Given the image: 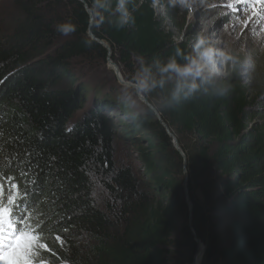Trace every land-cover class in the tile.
Returning a JSON list of instances; mask_svg holds the SVG:
<instances>
[{"label":"trees","instance_id":"obj_1","mask_svg":"<svg viewBox=\"0 0 264 264\" xmlns=\"http://www.w3.org/2000/svg\"><path fill=\"white\" fill-rule=\"evenodd\" d=\"M85 1L91 10L93 0ZM152 1L134 0V22L122 29L104 8L103 23L91 27L134 83L142 65L155 72L156 61L166 62L177 49L191 51L165 33ZM178 12L168 3L170 16ZM90 17L77 0H17L0 18V181L27 189L17 221L30 216L31 227L46 228L38 234L39 246L48 247L39 250L37 264L41 257L44 264H191L198 244L190 213L205 246L202 263L264 264V122L247 125L264 115L257 101L264 100L261 63H254L255 88L243 84L241 62L227 82L228 95L197 96L160 112L188 159L190 212L184 159L152 108L111 102L102 90L79 81L77 59L104 69L108 57L89 34ZM66 21L76 30L62 36L55 26ZM177 60L184 62L182 56ZM172 87L144 95L152 104ZM119 107L131 116L119 119L123 133L108 114ZM141 128L147 145L138 135ZM189 133L195 140L190 149L183 145ZM118 137L137 146L142 169L116 161ZM25 170L27 178L21 175ZM99 176L109 179H103L110 198L104 209L94 199ZM219 220L229 221L227 235Z\"/></svg>","mask_w":264,"mask_h":264},{"label":"rangeland","instance_id":"obj_2","mask_svg":"<svg viewBox=\"0 0 264 264\" xmlns=\"http://www.w3.org/2000/svg\"><path fill=\"white\" fill-rule=\"evenodd\" d=\"M16 1L17 0H0V18L4 14L9 13V11L14 10L16 6ZM80 2L83 3L86 1L83 0ZM168 3H171L172 5L176 6L179 9V12L170 16L168 14ZM86 4L88 5L87 2ZM205 4L206 6L196 7L194 10L191 11L189 9H181L179 4L176 3L175 0H165V2L162 0H153L151 6L155 10L157 19L159 22H161L163 30L165 31V33L171 36V40L173 42H184L191 47V45L195 41V37L197 36V34L203 32L205 35H209L213 39H218L220 41L221 46L223 44H228L233 49L234 53L238 56V59L240 62H242V65L244 62L248 61H251L254 64L256 60H258V62L261 63L260 69L264 71V48L261 47L260 43L253 39L254 33L256 32L257 28L260 27V20H257V16L253 15V12L258 11L260 8L264 7V4H255L254 7L248 8L244 7V5L241 3V0H205ZM229 5H232V7H229ZM90 11H88L89 14ZM92 24L93 23L90 22L89 30H91ZM91 38L93 37L91 36ZM104 42L108 44L106 41ZM109 60L110 57H107L104 69L103 64L100 65V68L86 67L84 60H81L80 58L73 63V67L76 72H78L79 77H77L79 81H85L86 83H89L91 87L95 86L96 88L106 93V95H109L110 100H112L111 102L121 104L118 102V93H121L122 86L127 85H124L118 81L113 69H111L110 67ZM242 65L240 68V73L242 77L241 80L243 84L247 85L248 83L245 82V73ZM118 66L120 68V65ZM120 71L124 78L122 68H120ZM112 76H114L116 80L113 79ZM260 77L264 79V75ZM124 80L128 82V80H126L125 78ZM130 83L134 84V82L132 81H130ZM257 101L264 105L263 99L259 98ZM148 102L150 103L149 100ZM144 104L145 102L141 101L139 97V102L135 107L137 109H141ZM112 111L113 112L109 111L108 114H110L111 119L113 120L114 127L117 131L123 133V124L119 122V119L123 118V120L129 121L131 120V116L120 107L118 109H113ZM263 122L264 115L257 114L254 115V117H252V119L247 122V125L251 126V128H256ZM146 133L147 130H144L143 128H141L138 133L139 136H144L143 143L145 145H147L148 142L145 139ZM118 139L120 140L117 142L116 161L118 163H121V161H123L128 164H136L138 168L142 169L140 162L137 160V156H134L137 146L129 144V142L124 141L123 139H121V137H118ZM194 141V136L190 133L183 137V145L188 149H190L192 145H194ZM180 147L184 151L181 145ZM186 170L184 168V174ZM135 173L137 175L141 174L138 169H136ZM213 177L217 178L216 174H213ZM224 178V176L221 177V179ZM94 179L98 183L94 199L96 200L97 204L104 209L106 207L104 201H106L107 198H110L109 191L107 190L103 179L107 181H109V179L107 177L102 176L94 177ZM187 180L185 181V183L188 187ZM198 195H200V193ZM190 212H192V210ZM218 213L219 212H216V214ZM218 223L221 224L224 234L227 235L226 231L229 226V221L226 220L225 222H223L222 220H219ZM202 264L212 263L205 262Z\"/></svg>","mask_w":264,"mask_h":264},{"label":"clouds","instance_id":"obj_3","mask_svg":"<svg viewBox=\"0 0 264 264\" xmlns=\"http://www.w3.org/2000/svg\"><path fill=\"white\" fill-rule=\"evenodd\" d=\"M181 9L194 10L196 7L206 6L205 0H175ZM101 8L115 16V25L122 29L134 22L133 13L136 8L134 0H93L90 20L99 26L105 17ZM99 17V19H97ZM264 19L260 20L253 39L264 48ZM76 30V26L70 21L59 23L55 31L62 36H69ZM177 56L183 57V63L177 60ZM241 63L238 56L228 44L221 46L218 39H213L203 32L198 33L191 51L183 52L177 49L175 55L169 56L166 62H155V72L152 66L142 65L135 83L122 86L118 102L129 107H135L142 94H150L157 89H164L169 83L173 85L167 95L156 98L152 104V115L164 110L176 109L184 103L193 100L197 96L207 99L220 98L228 95L230 89L228 80L231 78L237 65ZM245 82L255 88L257 80L254 76L256 68L251 61L243 63ZM135 115H140L136 112ZM38 253L32 252V259H36ZM21 264H24L21 261Z\"/></svg>","mask_w":264,"mask_h":264},{"label":"snow or ice","instance_id":"obj_4","mask_svg":"<svg viewBox=\"0 0 264 264\" xmlns=\"http://www.w3.org/2000/svg\"><path fill=\"white\" fill-rule=\"evenodd\" d=\"M241 3L248 8L254 7L255 4H264V0H254V2L253 0H241ZM253 15L257 16V20L264 19V7L254 11ZM21 175L27 178L29 174L25 170L21 172ZM26 197V188H22L16 182H11L6 188L0 181V264H21V261L24 264H37L36 259H32L33 250H36L38 257L39 250H46L48 247L45 243H42L43 247L39 246L42 236L38 234L45 232V227H40L38 230L31 227L27 223L30 216L21 215L19 221L16 219L19 206ZM64 232H67L66 227ZM56 240L63 243L59 235L56 236ZM40 264H44L42 257Z\"/></svg>","mask_w":264,"mask_h":264},{"label":"water","instance_id":"obj_5","mask_svg":"<svg viewBox=\"0 0 264 264\" xmlns=\"http://www.w3.org/2000/svg\"><path fill=\"white\" fill-rule=\"evenodd\" d=\"M80 1H83V0H80ZM83 3L85 4V8H86L88 11H90L89 8H88V5L86 4V2H83ZM90 15H92L91 11H90ZM89 34H90V36L93 37L94 40L98 41L100 44H102V45L108 50V58L110 57L109 64H110L111 69H113V71H114V73H115V75H116L118 81H119L120 83L124 84V85H127V86H129V85H133V83H130V81L127 82V81L124 80V78H123V76H122V73H121V71H120L119 66H118L115 62H113V61L111 60V57H112V49H111V47L108 46V44H106L103 40H100V39L96 38V37L93 35V33H92L91 30H89ZM140 100H141V101H144L145 104H146L148 107L151 108V104L148 102V100H147V98L145 97L144 94H142V95L140 96ZM156 115H157L159 121H160V122L164 125V127L167 129L169 135L172 137V139H173V143H174V146H175L176 150L182 155V157H183V159H184V168H185V170H186V166H187V157H186L185 152H184V151L181 149V147H180V142H179L178 138H177V137H176V136L170 131V129L168 128L167 124L162 120L161 115H160L159 113L156 114ZM187 179H188V173H187V170H186V172H185V181H186ZM185 195H186L187 201H188V203H189V205H190V211H191V210H192V207H193V203H192V200H191V198H190V196H189V193H188V187H187V184H186V183H185ZM189 226H190V228H191V230H192V233H193V235H194V237H195V240H196V242H197V244H198L197 252H196V254H195L194 258H193V262H192L191 264H200V256H201L202 259H203V255H204V251H205V246H204V244L202 243V241H200V240L198 239V237H197V235H196V233H195V231H194L193 223H192V218H191V214H190ZM200 250H201V252H200Z\"/></svg>","mask_w":264,"mask_h":264},{"label":"bare ground","instance_id":"obj_6","mask_svg":"<svg viewBox=\"0 0 264 264\" xmlns=\"http://www.w3.org/2000/svg\"><path fill=\"white\" fill-rule=\"evenodd\" d=\"M108 46H110V45H108ZM200 252H201V250H200ZM200 264H202V257L201 256H200Z\"/></svg>","mask_w":264,"mask_h":264}]
</instances>
